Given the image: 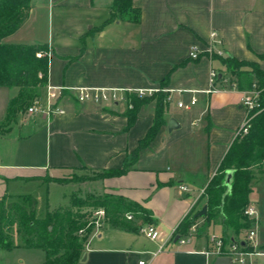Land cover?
Here are the masks:
<instances>
[{
  "label": "crops",
  "instance_id": "1",
  "mask_svg": "<svg viewBox=\"0 0 264 264\" xmlns=\"http://www.w3.org/2000/svg\"><path fill=\"white\" fill-rule=\"evenodd\" d=\"M47 1L48 8L55 3L71 10L52 38L44 39L31 0L28 21L6 42L48 47L49 84L39 106L48 107V87L61 88L54 107L64 113L19 114L0 135V141L28 144L25 152L9 153L10 158L7 153L0 155V198L23 197L29 194L23 193L24 185L41 184L46 176L64 178L55 173L99 174L128 165L124 175L91 182L105 194L139 204L150 213L162 241L174 239L154 256L161 242L148 239L143 227L137 233L126 232L107 219L101 231L90 237L80 264H214L210 239L222 236L221 226L189 238L185 245L175 237L190 213L204 207L202 193L246 119L239 91L220 84L221 92H209L210 71L227 74L219 59L227 57L256 63L264 70V0H135L134 6L141 11L139 23L118 20L108 25L114 0ZM212 32L222 42L218 51H223V57L206 52ZM193 46L202 50L196 61L190 59ZM79 88L160 90L157 94L172 97L166 107V125L133 160V152L153 126L155 102L141 107L129 127L126 104H82L77 100ZM10 90H14L13 98L1 106L0 123L7 121L9 103L19 92ZM193 97L197 104L191 110L178 107L179 102L190 104ZM26 117L30 120L22 119ZM171 120L178 129L169 130ZM22 131L28 133L22 135ZM40 131L45 135L41 160L40 141L31 143ZM8 158L13 162L5 161ZM54 185L61 184L48 183L49 192ZM250 205L255 207L251 201ZM258 221L257 216L254 226ZM258 243L264 245L259 236Z\"/></svg>",
  "mask_w": 264,
  "mask_h": 264
},
{
  "label": "trees",
  "instance_id": "2",
  "mask_svg": "<svg viewBox=\"0 0 264 264\" xmlns=\"http://www.w3.org/2000/svg\"><path fill=\"white\" fill-rule=\"evenodd\" d=\"M135 0H114L111 16L105 23L114 21L139 23L141 11L134 6ZM33 9L31 0H0V87L18 89V95L9 103L7 121L0 123V135L6 132L17 115L25 114L39 101L49 84V51L47 46L9 44L6 39L19 31L28 21ZM38 54H43L38 58ZM227 75L238 90L252 88L254 82L264 87V70L256 63L239 62L229 57L219 58ZM264 60V56H263ZM167 95L160 93L148 98L131 97L132 109L126 110L129 127L136 121L141 107L155 102L153 126L133 152V160L139 152L156 139L162 127L166 125ZM264 104V95H263ZM5 132L3 133V131ZM3 133V134H2ZM264 111L252 122L250 132L243 138H237L224 157L217 175L208 184L201 198L202 210L206 207V216L200 217L202 210H193L179 227L176 237L188 236L190 228L199 223L196 236L206 235L212 226L222 227V237L226 244L238 239L235 236L242 230H251L255 220L243 214L250 206L252 182L256 175L264 174ZM259 167V173L255 167ZM128 165L120 171H104L97 180L126 174ZM233 172L229 187L226 185L228 172ZM92 180V181H97ZM44 183L61 185L73 182L64 178L46 176ZM38 202L32 196L2 197L0 200V250L12 251L22 247L38 249L45 253L43 264H80L85 247L94 233L88 223H81V212L85 208H104L108 221L117 229L137 233L143 225H153L150 213L139 204L123 197L110 194L89 195L85 200L73 196L67 206L55 212H48L45 218L37 217ZM130 215L133 220L125 216ZM203 220V223H200ZM85 235L80 236V230ZM20 237L16 244L13 234ZM235 235V236H234ZM175 237V238H176Z\"/></svg>",
  "mask_w": 264,
  "mask_h": 264
},
{
  "label": "built area",
  "instance_id": "3",
  "mask_svg": "<svg viewBox=\"0 0 264 264\" xmlns=\"http://www.w3.org/2000/svg\"><path fill=\"white\" fill-rule=\"evenodd\" d=\"M222 45V42L218 39L216 32L210 34L209 46L206 50L210 55H217L220 57L224 56L222 50L218 51V47ZM202 50L199 46H193L190 51V59L196 61L200 58ZM43 54H38L37 57L41 58ZM209 84L210 91L213 93H219L223 88H220V84L225 86H230L231 88L236 89L241 94V106L246 112V119L243 125L237 132V138H243L247 136L250 132V128L253 120L263 113L264 104H263V95L264 87L260 86L257 82H254L251 89L248 90H238L236 83L232 82V79L229 75L220 73L214 69L210 71L209 74ZM56 91L62 92L63 89L48 87L47 91V102L48 107L46 110L40 108L39 101H37L33 106L28 109L29 115H36L39 113L46 114L50 116L53 112H58L63 114L62 110H56L54 105L57 101ZM160 92V90H134V91H123L117 89H107V88H79L77 89V100L82 104H92L97 106H109V105H121L126 104L129 109H132L131 97L136 96L137 98L143 99L152 97L155 94ZM172 101V97L169 95L166 99V103L169 104ZM197 104V99L193 97L190 101V104H184L183 102L178 103V107L185 110H191ZM264 163V161H263ZM187 190L186 188H182ZM204 194V191L203 193ZM246 218L250 220H255L257 218V210L253 206H248L243 214ZM128 220H133V217L130 215L126 216ZM107 221V212L104 208H98L93 211L91 220L88 223V226L93 227V235H97L103 228L105 222ZM199 228V223L194 224L189 231L187 237H179L178 242L182 245L188 244L191 237L197 234ZM142 233L145 236L154 242H161L160 247L154 256L161 254L169 241H172L174 237L170 238L168 241H162L161 233L153 226L147 225L142 228ZM85 229L80 230L79 235H85ZM176 239V238H175ZM211 244L213 245L212 255L218 258H230L234 264H264V245L258 243V235L256 229L249 231L248 235L245 238L234 239L228 244L225 243L222 236H213L210 239ZM242 243H245V246H242ZM140 264H145L141 262Z\"/></svg>",
  "mask_w": 264,
  "mask_h": 264
},
{
  "label": "rangeland",
  "instance_id": "4",
  "mask_svg": "<svg viewBox=\"0 0 264 264\" xmlns=\"http://www.w3.org/2000/svg\"><path fill=\"white\" fill-rule=\"evenodd\" d=\"M32 2L36 8L35 17L39 18L38 22L44 28V33H43L44 39H47L48 36L49 38L50 36L52 38L53 30L56 32L58 26L62 25V23H64V21L68 19V16H70L71 14V10L59 8V6L55 3L51 5V8H48L47 0H32ZM13 92L14 90H10L7 88L0 89V108L3 104L5 103L7 104L10 98H13ZM27 114L29 115V113ZM22 119L30 120L28 117ZM30 130L31 128L29 129V131ZM4 132L5 130L3 131V133ZM27 133L28 131L26 132L22 131V135H26ZM44 136H45L44 131L42 132L40 131L39 135L35 137V139L31 142L33 143L36 141H40V145L38 146L39 148L38 153L40 160L42 157L41 153L43 151V148H41L42 147L41 140H43ZM27 148H28L27 143L24 144L22 143L18 145V143H12L9 141H0V155L2 153L4 154L7 153L9 157L10 155L9 153L16 152L17 150L19 151L20 149L25 152ZM44 154L45 151H43V155ZM1 157L4 158L3 156ZM9 158L8 160L5 161L13 162V159L9 160ZM254 170L256 173H259L258 166H256ZM54 175H61V177H64L65 180H69L73 182V184L75 183L77 187L76 185H72V184L54 185L49 192L47 188L48 183H44V182L41 184L31 183L29 185H24L23 189L25 192L23 193L26 192L29 193L26 194L25 196L34 197L39 204V209L37 212L38 217L45 218L48 212L58 211L62 207V205L63 206L66 205L67 200L71 196L73 197L75 195L78 196L79 199L85 200L89 195L100 196L104 194L103 190L99 189L98 185H93L91 182L93 179L97 180L98 174H93L88 172H80V173L69 172L65 174L55 173ZM252 187H253V191L252 194L250 195V201L252 205L256 207L257 216L259 219L258 224L256 226H253V228L255 229L256 227V231L258 233L259 238L264 240V174L262 176L259 174L256 175L255 180L252 182ZM12 191H17V190L12 189ZM94 210H96V208H85L81 212L83 218L80 219V222L84 224L89 223ZM202 222L203 221L200 220L201 224ZM146 226L147 225H143V227ZM249 231L250 230H242L238 235L236 236L234 235V236L236 238H245L248 235ZM13 237L15 239L16 244L18 245L20 242V237L15 233L13 234ZM44 262H45V253L42 250L25 249L22 247L16 248L9 252L0 250V264H43Z\"/></svg>",
  "mask_w": 264,
  "mask_h": 264
},
{
  "label": "water",
  "instance_id": "5",
  "mask_svg": "<svg viewBox=\"0 0 264 264\" xmlns=\"http://www.w3.org/2000/svg\"><path fill=\"white\" fill-rule=\"evenodd\" d=\"M168 128L170 131L176 130L179 128L178 123L175 120H171L168 124ZM232 178H233V172H228L227 174V179H226V185L229 187L230 190V186H231V182H232ZM207 214V208L205 207L201 212H200V217L206 216ZM179 239V237H176L175 241L177 242ZM242 246H245V243H242ZM214 264H234L232 262V260L230 258H218L216 259Z\"/></svg>",
  "mask_w": 264,
  "mask_h": 264
}]
</instances>
